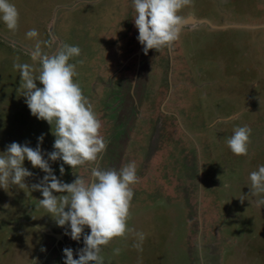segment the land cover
I'll list each match as a JSON object with an SVG mask.
<instances>
[{"label":"rangeland","instance_id":"374dc122","mask_svg":"<svg viewBox=\"0 0 264 264\" xmlns=\"http://www.w3.org/2000/svg\"><path fill=\"white\" fill-rule=\"evenodd\" d=\"M10 2L19 23L9 30L0 20V152L11 142L35 148L41 134L46 159L53 150L51 125L31 114L13 65L38 72L37 46L51 54L68 44L81 49L69 62L108 141L100 166L137 165L128 225L146 234L143 251L132 235L114 239L106 264H264V206L249 188L250 173L264 165V0H192L178 14L207 16L217 27L182 28L185 59L168 47L144 54L132 0ZM31 29L36 37L27 36ZM244 125L251 143L237 156L227 139ZM49 163L67 183L91 175L90 166L64 164L61 176L63 161ZM24 166L29 186L45 175L27 159ZM42 198L0 187V264H64L65 247L78 258L83 239L65 235L70 228L57 226Z\"/></svg>","mask_w":264,"mask_h":264},{"label":"clouds","instance_id":"9594fccd","mask_svg":"<svg viewBox=\"0 0 264 264\" xmlns=\"http://www.w3.org/2000/svg\"><path fill=\"white\" fill-rule=\"evenodd\" d=\"M191 3L192 0H132L137 39L144 54L150 49L160 51L170 47L179 38L183 21L178 13ZM0 20L9 30L18 27L19 10L10 0H0ZM37 35L35 29L27 33L28 37ZM80 55L81 49L76 45L63 44L51 54L42 53L37 46L32 59L39 63L38 72L29 64L13 65L20 72V95L25 97L33 116L51 125L55 140L53 150L47 152V159L41 148L44 134L37 138L35 148L27 142L9 143L6 150L0 152V187L6 190L16 186L40 191L43 198L39 200V206L51 215L57 226L70 228L65 235L74 241L83 239V247L76 250L78 258H74L71 247L63 249L64 264H106L103 251L114 239H126L132 235L135 238L133 248L143 251L146 234L128 225L134 186L140 178L134 161L118 170L103 168L98 162L108 141L101 135L102 123L93 105L74 79L78 76L76 64L69 61ZM251 134L252 129L247 125L236 127L227 139L231 152L246 156ZM26 159L45 173L39 183L31 186L25 182V178L33 175L24 166ZM61 160V176L65 171L63 165L67 164L72 169L90 166V178L78 175L71 183L62 181L49 163ZM249 179L250 193L261 196L256 203L264 206V165L252 171ZM86 227L90 233L85 232ZM120 251L119 248L113 250L116 255Z\"/></svg>","mask_w":264,"mask_h":264},{"label":"crops","instance_id":"0c3cea01","mask_svg":"<svg viewBox=\"0 0 264 264\" xmlns=\"http://www.w3.org/2000/svg\"><path fill=\"white\" fill-rule=\"evenodd\" d=\"M181 15H183L182 16V21H188L190 18L192 19V22H189V23H185V24H183V25H181L180 26V31H181V29L182 28H188V29H207V26H206V24H208V26L211 28V27H217V25H214V23L210 20V18L209 17H207V16H202V17H198V18H196V15L195 14H192V13H185L184 14V12H182V14ZM204 17H207V18H204ZM211 23V24H210ZM220 25V24H219ZM222 25H225V27H228V26H226V24H222ZM219 27H221V26H219ZM223 28H224V26H223ZM180 42H179V39H177L176 40V45H175V47H173V44L170 46V47H168V49H174L175 48V50H176V52L179 54V55H181L184 59H185V54H184V51H183V49H182V45L179 47V45H177V44H179ZM178 48H180V49H178ZM188 57V56H187ZM189 60V59H188ZM188 62H190V61H188ZM187 61H186V63L187 64H190V63H188ZM246 112H247V109L245 110ZM238 113L240 112H242V110L240 111H237ZM237 112H235L234 114H236ZM235 116V115H234Z\"/></svg>","mask_w":264,"mask_h":264},{"label":"water","instance_id":"95a60500","mask_svg":"<svg viewBox=\"0 0 264 264\" xmlns=\"http://www.w3.org/2000/svg\"><path fill=\"white\" fill-rule=\"evenodd\" d=\"M189 22H192V19H191V18H190L188 21H185V20H184V21L182 22L181 25H183V24H185V23H189ZM181 25H180V26H181Z\"/></svg>","mask_w":264,"mask_h":264},{"label":"flooded vegetation","instance_id":"af4514ba","mask_svg":"<svg viewBox=\"0 0 264 264\" xmlns=\"http://www.w3.org/2000/svg\"><path fill=\"white\" fill-rule=\"evenodd\" d=\"M83 241V240H82Z\"/></svg>","mask_w":264,"mask_h":264}]
</instances>
